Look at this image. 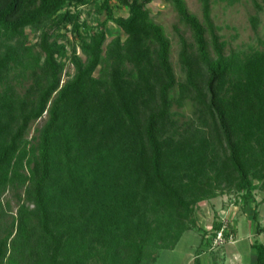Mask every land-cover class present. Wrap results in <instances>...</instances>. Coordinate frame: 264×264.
I'll list each match as a JSON object with an SVG mask.
<instances>
[{
    "label": "trees",
    "instance_id": "obj_1",
    "mask_svg": "<svg viewBox=\"0 0 264 264\" xmlns=\"http://www.w3.org/2000/svg\"><path fill=\"white\" fill-rule=\"evenodd\" d=\"M111 1L0 0L2 214L6 185L28 184L0 236V264L155 262L154 251L174 249L197 226L199 203L235 190L246 204L264 186V50L227 56L213 0H199L203 21L185 0H166L193 39L179 34V82L171 41L151 19L154 0H118L127 17ZM92 6L107 16L93 26L78 11ZM109 22L125 38L107 43ZM28 28L39 33L35 45ZM69 30L79 40L70 56L59 43ZM68 58L75 73L62 84ZM16 69L33 80L22 98L7 83ZM187 102L195 120L180 127L173 108ZM44 115L28 149L30 124ZM253 247L264 264V245Z\"/></svg>",
    "mask_w": 264,
    "mask_h": 264
},
{
    "label": "rangeland",
    "instance_id": "obj_2",
    "mask_svg": "<svg viewBox=\"0 0 264 264\" xmlns=\"http://www.w3.org/2000/svg\"><path fill=\"white\" fill-rule=\"evenodd\" d=\"M185 2L189 11L203 21L202 6L199 0H185ZM98 3L102 4L103 0H98ZM111 6L116 17L128 16L127 8L121 6L118 0H112ZM148 9L152 21L163 27L168 39L171 41V64L178 81L182 82L185 79V73L179 61L181 51L179 34H183L188 42L192 43L191 33L181 24L177 13L166 0H154L148 5ZM72 10L76 11V8H72ZM78 11L81 12L80 20L86 21L92 26L96 25L97 21L103 22L107 18L105 13L100 12L93 6L83 7ZM212 19L218 28L222 41L226 45L227 56L231 54L246 56L264 50V0H235L233 3L213 0ZM26 31L29 34V44L35 45L39 40V33L32 31L30 28ZM106 31L107 43L118 36L125 38L122 30L111 22L107 24ZM66 35L68 40L59 41V43L67 44V53L70 56L72 53L71 44H79V40L70 30L66 32ZM77 51L78 55L84 58L81 49ZM64 61H66V67L62 73V84L75 73L69 58L64 59ZM7 83L22 98L27 95L33 80L28 73L16 69L9 74ZM6 88V85H0V93ZM173 110L180 127L195 120L194 107L188 102L181 108L175 106ZM45 122L46 115L30 124L28 133L25 136V142L27 143H24L27 144L28 149L32 145H36V139ZM20 173L28 175V166L25 165ZM255 184L260 185L258 181H255ZM27 186V183L22 185L20 182L12 185L8 184L5 190L2 191L1 201L5 213L0 212V236L3 237L7 234V231L12 229L18 209L25 202V188ZM242 195L243 193L235 190H225L217 197L199 203L193 214L197 220V226L186 230L174 249L156 250L154 251L157 255L155 262L152 258H149L142 264H196V260L200 261V264H207L205 262L207 257L203 254L210 255L211 252V254L218 256L217 260L215 259L211 264H257L258 254L253 244L256 241L264 245V232L257 234L258 224L264 228V186L257 188L253 192V198L249 199L246 204ZM221 217L232 218L235 222L236 241L229 243V246L226 244L213 250L205 245V240H202L199 246L201 237L208 239L207 237L211 236V233L207 230L212 229L215 223H219ZM188 224L190 225V223ZM231 244H236L235 253L240 256L239 261L235 260V253L228 252L229 249H232L230 248L232 247ZM190 260L192 261L190 262ZM89 264L100 263L91 259Z\"/></svg>",
    "mask_w": 264,
    "mask_h": 264
},
{
    "label": "built area",
    "instance_id": "obj_3",
    "mask_svg": "<svg viewBox=\"0 0 264 264\" xmlns=\"http://www.w3.org/2000/svg\"><path fill=\"white\" fill-rule=\"evenodd\" d=\"M218 222L220 228L214 231V235L207 237L209 241L208 246L211 250L236 241V229L233 219L229 217H221ZM210 230L211 229H208L207 231Z\"/></svg>",
    "mask_w": 264,
    "mask_h": 264
},
{
    "label": "crops",
    "instance_id": "obj_4",
    "mask_svg": "<svg viewBox=\"0 0 264 264\" xmlns=\"http://www.w3.org/2000/svg\"><path fill=\"white\" fill-rule=\"evenodd\" d=\"M210 229V228H209ZM239 241V240H238ZM201 242H202V237H201V239L199 240V246L201 245ZM237 244V243H236ZM236 244H231V246L232 247H230V248H232V249H229V253H235V245ZM230 244H228V246H229ZM212 253V252H211ZM210 253V255L209 254H203V256H206L207 258H206V260H205V262L207 263V264H211L212 263V261H214L215 259L217 260V258H218V256H215V255H213V254H211ZM209 255V256H208ZM237 255V256H236ZM202 255H201V257H203ZM255 256V255H254ZM234 258H235V260H237V261H239L240 260V256L237 254V253H235V255H234ZM192 260H194L193 258H192ZM192 260H190V262L192 261ZM255 260V259H254ZM202 264V263H201Z\"/></svg>",
    "mask_w": 264,
    "mask_h": 264
}]
</instances>
